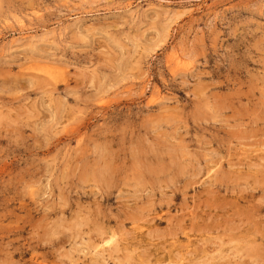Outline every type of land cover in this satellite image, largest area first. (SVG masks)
I'll return each mask as SVG.
<instances>
[{"label":"rangeland","instance_id":"obj_1","mask_svg":"<svg viewBox=\"0 0 264 264\" xmlns=\"http://www.w3.org/2000/svg\"><path fill=\"white\" fill-rule=\"evenodd\" d=\"M34 260L264 264V0H0V264Z\"/></svg>","mask_w":264,"mask_h":264},{"label":"bare ground","instance_id":"obj_2","mask_svg":"<svg viewBox=\"0 0 264 264\" xmlns=\"http://www.w3.org/2000/svg\"><path fill=\"white\" fill-rule=\"evenodd\" d=\"M180 61H181V60H180ZM177 62H178V61H177ZM181 62H182V61H181ZM182 63H183V62H182ZM179 64H180V63H179ZM53 74H54V73H53ZM257 150H258V149H257ZM257 150H256V151H257ZM255 154H256V153H255ZM250 156H251V155H250ZM256 156H257V155H255V157H256ZM246 159H247V157H246ZM239 162H240V161H239ZM209 164H211V163H209ZM212 165H213V164H212ZM215 166H216V165H215ZM208 167H209V166H208ZM103 169L105 170V168H103ZM206 169H207V168H206ZM210 171H211V170H210ZM213 171H215V170H213ZM213 171H212V172H213ZM206 173H207V172H206ZM206 173L204 172L205 175H206ZM210 174H211V173H210ZM99 175H100V174H99ZM27 215H28V214H27ZM28 218H29V217H28ZM55 218L58 219V217H55ZM63 219H64V218H63ZM55 220H56V219H55ZM59 220H60V219H59ZM51 221H52V220H51ZM55 222H56V221H55ZM55 222H54V224H55ZM50 223H51V222H50ZM44 224H45V223H44ZM60 224H61V223H60ZM131 224H132V223H131ZM52 225H53V223H52ZM56 225H57V224H56ZM107 225H108V224H107ZM109 225H111V224L109 223ZM109 225H108V226H109ZM105 226H106V224H105ZM105 226H104V228H105ZM17 227H18V226H17ZM45 227H46V226H45ZM66 227H67V226H66ZM97 227H98V226H97ZM99 227H100V226H99ZM99 227H98V228H99ZM101 227H102V226H101ZM109 227H110V226H109ZM19 229H20V228H19ZM90 229H91V228H90ZM99 229H100V228H99ZM42 230H44V229H42ZM42 230H41V231H42ZM100 230H101V229H100ZM114 230H115V232H116V229H114ZM46 231H47V230H46ZM48 231H50V230H48ZM56 232H57V230H56ZM58 233H59V232H58ZM119 233H120V232H119ZM129 233H130V232H129ZM52 234H53V233H52ZM97 234H98V233H97ZM105 235H106V238H104ZM138 235H139V234H138ZM56 236H57V235H56ZM92 236H93V235H92ZM148 236H149V235H148ZM41 237H42V236H41ZM61 237H62V236H61ZM95 237H96V236H95ZM183 237H184V236H183ZM57 238H58V237H57ZM116 238H117V237H116ZM116 238H115V233L111 230V228H105V229H102V230L99 232V237L96 238V242H93V240H92L91 242H93V246H94L93 248H94V249H98V251L96 250L97 253H101V252H102V254H103L104 251H105V248H103V249H104V251H103V250H102V247L111 244ZM118 238H119V237H118ZM185 238H186V237H185ZM52 239H53V238H52ZM58 239H59V238H58ZM60 239H61V238H60ZM76 239H77V238H76ZM82 239H83V238H82ZM137 239H138V238H137ZM36 240H37V239H36ZM61 240H63V239H61ZM84 240H85V239H84ZM116 240H117V239H116ZM119 240H121V238H120ZM190 240H191V239H190ZM229 240H230V239H229ZM233 240H234V239H233ZM16 241H17V240H16ZM53 241H54V240H53ZM55 241H56V240H55ZM58 241H59V240H58ZM75 241H76V240H75ZM75 241H74V243H75ZM78 241H79V240H78ZM87 241H88V240H87ZM122 241H123V240H122ZM176 241H177V240H176ZM184 241H185V240H184ZM231 241H232V240H231ZM36 242H37V241H36ZM39 242H41V241H39ZM81 242H82V241H81ZM116 242H117V241H116ZM123 242H124V241H123ZM186 242H187V241H186ZM219 242H220V241H219ZM228 242H230V241H228ZM236 242H237V241H236ZM52 243H55V242H52ZM74 243H73V244H74ZM82 243L85 244V242H82ZM140 243H142V242H140ZM140 243H139V244H140ZM173 243H174V242H173ZM175 243H176V242H175ZM180 243H181V242H180ZM187 243H188V242H187ZM191 243L193 244L194 242H191ZM222 243H223V241H222ZM234 243H235V241H234ZM244 243H245V242H244ZM64 244H65V243H64ZM73 244H72V245H73ZM78 244H79V243H78ZM88 244H89V242L87 243V245H88ZM90 244H91V243H90ZM113 244H114V243H113ZM142 244H143V243H142ZM146 244H147V243H146ZM146 244H145V245H146ZM177 244H178V243H177ZM188 244H189V243H188ZM218 244H219V243H218ZM218 244H217V245H218ZM230 244H231V243H230ZM43 245H44V244H43ZM48 245H50V244L48 243ZM53 245H54V244H53ZM80 245H81V244H80ZM87 245H86V246H87ZM117 245H118V242H117ZM117 245H116V247H117ZM128 245H129V244H128ZM136 245H137V244H136ZM169 245H170V243H169ZM183 245H184V244H183ZM221 245H222V244H221ZM221 245H220V247H221ZM223 245H224V244H223ZM228 245H229V244H228ZM10 246H11V245H10ZM13 246H15V244H13ZM31 246H32V245H31ZM41 246H42V245H41ZM46 246H47V244H46ZM113 246H114V245H113ZM118 246H119V245H118ZM126 246H127V245H126ZM140 246H141V245H140ZM203 246H204V245H203ZM218 246H219V245H218ZM21 247H22V246H21ZM51 247H52V246H51ZM60 247H61V246H60ZM62 247H63V246H62ZM75 247H76V246H75ZM75 247H74V248H75ZM107 247H108V246H107ZM143 247H144V246H143ZM149 247H150V246H149ZM179 247H180V246H179ZM182 247H183V246H182ZM205 247H206V246H205ZM31 248H33V246H32ZM88 248H89V247H88ZM88 248H87V250L90 251L91 248H90V249H88ZM108 248H109V247H108ZM108 248H107V249H108ZM110 248H111V247H110ZM131 248H132V247H131ZM153 248H155V247H153ZM193 248H194V247H193ZM201 248H202V247H201ZM236 248H237V247H236ZM242 248H243V245H242ZM25 249H26V248H25ZM37 249H38V248H37ZM44 249H45V247H44ZM50 249H51V248H50ZM55 249H56V248H55ZM58 249H59V248H58ZM58 249H57V250H58ZM94 249H93V252H94V254H96L95 251H94ZM114 249L116 250L117 248H114ZM176 249H177V248H176ZM188 249H189V248H188ZM218 249H219V248H218ZM228 249H229V248H228ZM19 250H20V249H19ZM52 250H53V249H52ZM108 250H110V249H108ZM130 250H131V249H130ZM138 250H139V249H138ZM147 250H148V249H147ZM160 250H162V249H160ZM208 250H211V249H208ZM221 250H222V249H221ZM16 251H17V250H16ZM29 251H30V250H29ZM81 251H82V250H81ZM83 251H84V250H83ZM83 251H82V252H83ZM110 251H111V250H110ZM118 251H120V250H118ZM173 251H175V250H173ZM183 251H184V250H183ZM194 251H195V250H194ZM234 251H235V250H234ZM21 252H22V251H21ZM25 252H26V251H25ZM32 252L34 253V251H32ZM35 252H36V251H35ZM37 252H38V251H37ZM84 252H86V251H84ZM111 252H112V251H111ZM120 252H121V251H120ZM120 252H119V253H120ZM127 252H128V251H127ZM140 252H142V251H140ZM178 252H179V251H178ZM181 252H182V251H181ZM185 252H186V251H185ZM185 252H184V253H185ZM199 252H200V251H199ZM205 252H208V251H205ZM216 252H218V251H216ZM8 253H9V252H8ZM17 253H18V251H17ZM86 253H87V252H86ZM90 253H91V252H90ZM176 253H177V251H175V255H174L173 253H172V254H173L174 256H180V255H177ZM179 253H180V252H179ZM179 253H178V254H179ZM210 253H211V252H210ZM221 253H222V252H220V254H221ZM30 254H31V253H30ZM92 254H93V253H92ZM106 254H107V253H106ZM114 254H115V252H114ZM125 254L127 255V253H125ZM125 254H124V255H125ZM143 254H144V252H142V255H143ZM194 254H195V253H194ZM222 254H223V253H222ZM224 254H225V251H224ZM14 255H15V254H14ZM18 255H19V254H18ZM34 255H35V254H33V256H34ZM46 255H47V254H46ZM88 255H89V254H87V256H88ZM103 255H104V254H103ZM142 255H141V256H142ZM158 255H159V254H158ZM161 255H162V254H161ZM161 255H160V256H161ZM185 255H186V254H185ZM189 255H190V254H189ZM189 255H188V256H189ZM192 255H193V254H192ZM39 256H40V255H39ZM42 256L44 257V255H42ZM96 256H97V255H96ZM98 256H99V255H98ZM143 256H144V255H143ZM182 256H183V255H182ZM202 256H203V255H202ZM202 256H201V257H202ZM204 256H205V255H204ZM210 256H212V255L209 254V257H210ZM221 256H222V255H221ZM12 257H13V256H12ZM30 257H31V256H30ZM45 257H46V256H45ZM100 257H101V255L99 256V258H100ZM111 257H112V256H111ZM111 257H110V258H111ZM156 257H158V256H156ZM172 257H173V256H172ZM183 257H184V256H183ZM183 257H182L181 259H183ZM215 257H216V256H215ZM223 257H224V255H223ZM22 258H23V257H21V259H22ZM35 258H36V257H35ZM35 258H34V259H35ZM93 258H94L93 260H94L95 262L98 261V258H97V257H93ZM96 258H97V259H96ZM108 258H109V256H108ZM126 258H127V257H126ZM158 258H159V257H158ZM177 258H178V257H177ZM186 258H187V257H186ZM189 258H190V257H189ZM196 258H197V257H196ZM207 258H208V257H207ZM211 258H212V257H211ZM25 259H26V258H25ZM25 259H22V260H25ZM73 259H74V258H73ZM82 259H83V258H82ZM87 259H89V258H87ZM103 259H104V257H103ZM144 259H145V258H144ZM199 259L201 260V258H199ZM199 259H198V260H199ZM27 260H29V262H30V259H29V258H27ZM75 260H76V259H75ZM101 260H102V257H101ZM107 260H108V259H107ZM184 260H186V259H184ZM189 260H190V259H189ZM189 260H187V261H189ZM191 260H192V259H191ZM210 260H212V259H210ZM7 261H8V260H7ZM18 261H19V260H17V262H18ZM105 261H106V260H105ZM143 261H144V260H143ZM14 262H15V261H14ZM22 262H23V261H22ZM31 262H32V261H31ZM33 262L36 264L35 260H34ZM41 262H42V261H41ZM70 262H71V261H70ZM92 262H93V261H92ZM146 262H147V260H146ZM156 262H157V261H156ZM189 262H190V261H189ZM193 262H194V261H193ZM199 262H200V261H199ZM199 262H198V263H199ZM203 262H204V261H203ZM206 262H207V261H206ZM19 263L21 264V261H20ZM19 263H18V264H19ZM25 263H26V261H25ZM34 263H33V264H34ZM37 263H39V262H37ZM75 263H76V262H75ZM102 263H103V261H102ZM158 263H159V262H158ZM172 263H173V262L171 261V264H172ZM194 263H195V262H194ZM194 263H193V264H194ZM201 263H202V262H201ZM204 263H205V262H204ZM14 264H15V263H14ZM22 264H24V262H23ZM27 264H28V263H27ZM40 264H43V263H40ZM44 264H46V262H45ZM53 264H55V263H53ZM57 264H58V262H57ZM65 264H66V263H65ZM76 264H77V263H76ZM79 264H80V263H79ZM90 264H92V263H90ZM95 264H96V263H95ZM152 264H153V263H152ZM155 264H156V263H155ZM160 264H162V263L160 262ZM179 264H185V263H184L183 260H181V261L179 262ZM187 264H189V263H187Z\"/></svg>","mask_w":264,"mask_h":264}]
</instances>
